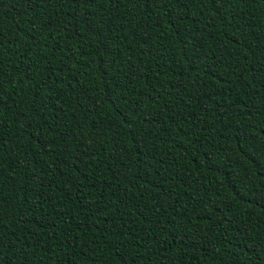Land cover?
Masks as SVG:
<instances>
[{
    "label": "trees",
    "instance_id": "16d2710c",
    "mask_svg": "<svg viewBox=\"0 0 264 264\" xmlns=\"http://www.w3.org/2000/svg\"><path fill=\"white\" fill-rule=\"evenodd\" d=\"M0 264H264V0H0Z\"/></svg>",
    "mask_w": 264,
    "mask_h": 264
}]
</instances>
